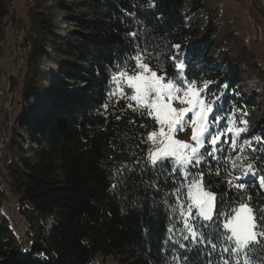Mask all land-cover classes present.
Segmentation results:
<instances>
[{"label":"trees","instance_id":"trees-1","mask_svg":"<svg viewBox=\"0 0 264 264\" xmlns=\"http://www.w3.org/2000/svg\"><path fill=\"white\" fill-rule=\"evenodd\" d=\"M186 1L75 0L70 6L61 3L59 7L72 15L67 19L70 29L64 36L51 31L44 15H35L34 21L46 32L55 55L72 61H67L71 66L65 65L59 73L61 85L51 86L54 94L49 111L31 121L32 100L41 92L46 93L48 83L47 71L37 63L45 54L44 43L39 37L32 38L25 70L20 74L26 104L14 118L20 128L32 122L28 134L30 156L18 153L17 161L10 159L5 166L6 177L26 218V228L19 236L5 222L0 224V264H103L99 258L108 254L120 257L126 264H175L172 250L164 244L167 228L173 222L171 214L162 203L163 193L148 186L156 174L142 171L144 165L137 163L146 156L147 146L141 140L146 131L153 129L139 127L148 121L127 110L126 101L115 104L109 100L108 69L126 55L134 54L126 39L129 32H139L141 43H146L149 51L156 48L168 56L175 53L170 46L180 44L191 73L189 79L229 85L221 101V115L228 114L229 109L252 112L253 102L240 84L242 71L217 63L210 56L216 32L212 22L202 28L195 23L184 26ZM189 1L190 10L204 7L203 0ZM8 3L9 0H0V25L9 14ZM77 6L81 10L75 13L73 8ZM167 72L169 76L173 73L170 62ZM212 90L219 91L215 85ZM105 104L109 105L107 109ZM235 115L240 119L239 112ZM132 120H136L135 125L130 123ZM253 135L264 137V116L240 140ZM18 140L23 142L14 131L7 146L22 150ZM225 155L234 156L235 152ZM246 155L251 160L259 157L258 165H264L261 151L248 150ZM122 166L129 171L122 173L123 183L113 194L111 185L118 182L117 170ZM215 167L213 162V170ZM229 171L230 167L224 166L220 177L206 176L205 183L212 185V191L228 193L225 180ZM159 186L168 192L173 184L161 175ZM249 191L254 204L264 205V195H258L252 187ZM189 255L190 264H202V253Z\"/></svg>","mask_w":264,"mask_h":264},{"label":"snow or ice","instance_id":"snow-or-ice-1","mask_svg":"<svg viewBox=\"0 0 264 264\" xmlns=\"http://www.w3.org/2000/svg\"><path fill=\"white\" fill-rule=\"evenodd\" d=\"M140 37L136 31L126 34L134 54L108 69L107 95L115 104L126 101L127 110L148 121L140 128L153 129L141 140L147 146L146 156L137 163L144 165L142 171L156 174L148 186L163 193L162 203L171 214L173 222L164 244L173 252L172 261L190 264L189 254L194 252L203 254L202 264H264V205L254 204L249 191L252 187L264 195V174H260L264 165H258L259 157L251 160L246 155L248 150L264 153V137L240 140L248 131L247 113L229 109L221 115V101L229 85L189 79L191 73L180 44L171 45L175 53L168 56L156 48L149 51ZM169 62L173 65L171 76ZM213 85L218 92L212 90ZM176 103L183 106L176 107ZM235 112L240 113L239 121ZM130 123L135 125L136 120ZM186 126L191 127L190 141L176 138ZM229 151L235 155L226 156ZM224 166L231 169L225 180L231 195L212 191V185L205 183L206 176L220 177ZM124 171H129L127 166L117 170L118 182L111 185L113 194L123 183ZM161 175L172 182L171 191L164 192L159 186Z\"/></svg>","mask_w":264,"mask_h":264},{"label":"rangeland","instance_id":"rangeland-1","mask_svg":"<svg viewBox=\"0 0 264 264\" xmlns=\"http://www.w3.org/2000/svg\"><path fill=\"white\" fill-rule=\"evenodd\" d=\"M72 1L75 0H9V14L4 24L0 25V224L5 222L19 236L23 235L26 228V218L21 213L18 199L11 189V181L6 177L5 166L10 159L17 161L18 153L25 152L30 156L28 149L31 142L28 134L32 122L25 128L14 124L15 116L26 104L25 97L22 96L24 82L20 74L25 70L26 56L32 48V38L39 37L40 42L44 43L45 54L39 57L37 63L47 71L48 83L45 85L46 93L41 92L32 100L29 116L31 121L44 117L53 102L51 86L61 85L59 73L65 65L71 66L67 61L72 60L55 55L49 37L37 27L38 23H35L34 18L41 13L48 19L51 31L64 36L70 29L67 19L72 15L66 13L58 4L65 3L70 6ZM203 2V8L193 11L190 10V1H186L184 26L195 23L202 28L209 21L215 26V45L210 56L217 63H224L226 67L242 71V92L253 102L254 108L244 118L247 119L249 128L264 116V0ZM80 10L78 6L73 8L75 13ZM175 106L183 105L176 103ZM14 131L23 139V142L17 141L22 150H12L11 146H7ZM190 137V126H186V131L176 134V138L185 141H190ZM49 223L48 221L47 224ZM99 259L103 264L127 263L111 254Z\"/></svg>","mask_w":264,"mask_h":264}]
</instances>
